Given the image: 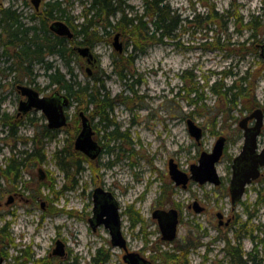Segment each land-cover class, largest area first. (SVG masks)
Masks as SVG:
<instances>
[{"label": "rangeland", "instance_id": "374dc122", "mask_svg": "<svg viewBox=\"0 0 264 264\" xmlns=\"http://www.w3.org/2000/svg\"><path fill=\"white\" fill-rule=\"evenodd\" d=\"M47 1H42L39 15ZM23 2L0 0L2 8H11L22 17L23 27L37 26V20L29 19L35 9L32 5L23 8ZM91 2L63 0L61 7L76 31ZM117 2L128 17L143 12L144 0ZM164 3L180 17L182 25L171 43L152 45L134 59V75L128 82L137 83L131 94L114 73L112 60L118 52L113 38L119 30L110 28L111 36L102 35L106 22L95 21L100 36L92 47L97 58L92 77L87 75L86 66L82 67L85 60L77 55L69 66L81 84L92 85L94 77L99 80L97 86L102 84L103 93L112 100V111L102 121L93 105L70 101L65 108L67 124L54 131L47 129V120L40 111L18 114L23 98L17 86H30L42 97L55 91L65 94L47 76L50 70L58 69L69 78L64 61L49 54L41 62L33 60L18 66L10 56L15 49L5 44L6 36L0 29V109L6 113V144L0 152L3 264H124L121 251L111 246L108 232L102 227L92 232L88 225L93 206L91 194L98 186L111 191L118 200L121 231L130 250L154 264H172L163 256L166 252L173 254L178 264H235L228 243L233 248L241 247L238 254H243V260L252 252V257L264 264V178L249 187L235 206L237 226L249 220L240 230L243 238L233 239L230 231L217 227L215 219L217 212L226 216L231 213L228 180L243 134L238 124L255 109L264 111V59L260 56L264 0ZM211 7L224 15L222 20L205 21ZM253 15L258 25L254 30L247 25ZM119 17L117 14L110 18L113 26ZM128 36L119 37L124 56L132 50ZM79 40L78 36L76 41ZM48 64L49 71L45 69ZM243 77L247 80H241ZM232 86L247 88L248 92L232 100L230 93L226 95V89ZM123 96L130 99L125 103ZM81 111L90 120L93 140L103 148L95 160L74 149L81 130ZM187 119L202 129L199 142L190 136ZM115 129L118 134H111ZM219 136L226 138L223 155L216 164L222 183L214 186L189 181L186 188L176 186L168 174V160L172 159L189 176L190 166L198 165L202 152H211ZM259 140L264 142V121ZM23 152L33 156L20 177H3L8 159H17ZM39 170L43 172L42 179ZM14 196V201L5 206L7 199ZM195 202L204 207L203 212H194ZM171 208L177 209L179 223L176 239L168 243L161 240L151 215L156 209ZM56 240L65 244V257L51 255Z\"/></svg>", "mask_w": 264, "mask_h": 264}, {"label": "trees", "instance_id": "16d2710c", "mask_svg": "<svg viewBox=\"0 0 264 264\" xmlns=\"http://www.w3.org/2000/svg\"><path fill=\"white\" fill-rule=\"evenodd\" d=\"M164 1L144 0L143 12L139 14L137 11L134 16L128 17L125 11L120 8L117 0H92L87 10L83 12L82 23L80 25L78 24V28L80 29L76 31L74 28L75 35L71 40L54 35L50 32L48 26L50 20H65L67 24H70L66 10L61 7L63 0L47 1L39 16L33 14L29 17L31 20H37V26L31 25L23 27L22 17L20 15L16 14L14 10L3 9L0 11V29L2 34L6 36L5 44L15 49V52H10V56L17 60L18 66H22L24 63L29 64L33 60L41 62L43 57L49 54L56 55L62 59L67 67L69 78H66L58 69L50 70V66H46L45 69L47 71L50 70L47 74L50 83L59 85L65 91L64 95L70 101L77 103L85 101V103L93 105L98 115L101 116V120L105 121V117L107 120L108 114L112 111V100L108 94L103 93L102 84L97 86V83H99L97 78H93L92 85L89 83L81 84L74 79L75 77L72 76L73 74L69 66L70 60L77 55L74 48L76 46H88L92 49L95 42L98 41V36H100L96 30L97 25L95 26L94 24L97 19L100 21L103 19L106 22L101 29L102 35L111 36L110 30H108L110 28L118 29L120 36L122 34L125 36L129 35L132 49L131 53L126 56L123 53H118L113 57L112 61L114 64V73L118 76L120 82L125 83V90L130 94L134 93V84L137 81L134 82L133 80L131 83L128 82L134 75V59L144 54L152 45L165 44L169 41L171 43L177 37V32L182 25L180 17ZM227 13L229 15L230 12L228 11ZM117 14L120 17L113 26L110 18L115 17ZM223 17L224 15H220L211 7L205 17V21L222 20ZM247 25L251 26L253 30L257 29L258 25L254 15L251 16ZM78 36L80 40L76 41ZM78 59L80 58L78 57ZM24 69L27 70V68ZM241 80L245 81L247 78L243 77ZM212 90L216 92L214 87H212ZM246 92H248L247 88H237L236 86L226 89V95L230 93L233 97L232 100H236L238 97H241L242 93ZM117 96H120V94ZM129 99V97L123 96V102L126 103ZM44 133L46 134L48 131L44 130ZM111 134H118V130L115 129ZM35 139L33 140L35 141ZM33 149L36 150V147ZM20 155L17 159L13 156L8 159L7 168L3 173L9 174V176L12 175L15 179L20 177V172L33 154L23 152ZM1 231L3 230L1 229ZM233 252V261L235 264H261V261L253 258L251 253L249 254L251 255L250 259L243 260L242 256L238 254L237 249H234ZM163 256L172 264L177 262L173 254L166 252ZM93 260H96L95 257Z\"/></svg>", "mask_w": 264, "mask_h": 264}, {"label": "water", "instance_id": "95a60500", "mask_svg": "<svg viewBox=\"0 0 264 264\" xmlns=\"http://www.w3.org/2000/svg\"><path fill=\"white\" fill-rule=\"evenodd\" d=\"M41 0H32V3L36 8ZM50 29L58 36H64L68 39L73 38V33L70 31L69 27L63 21H53L50 25ZM120 35L117 33L114 36L113 47L118 53L123 52V46L119 41ZM75 51L79 57L86 59V62L92 66L96 62V58L92 49L88 46H77ZM260 56L264 59V43L260 46ZM91 69H87V75L91 76ZM18 92L26 100L20 101L18 107L19 114H26L27 112L34 110L40 111L47 119V127L49 129H60L67 124V118L65 115V108L69 106V98L58 92H55L49 97H42L37 91L27 86H18ZM79 117L81 121V130L77 135L74 142V149L88 156L90 159H95L101 148L96 141L93 140L92 136L94 134L90 121L84 112H79ZM255 119V123L252 127L248 126V121L250 119ZM187 130L191 137L195 141L199 142L202 138V129L198 127L191 119H187ZM263 124V116L260 109H255L250 113L249 116L244 117L238 124L239 128L244 134V143L240 154L234 159L233 166V179L231 181L230 192L232 195V202L235 203L240 196L243 194L244 186L249 183L251 179L257 177V167L258 165L264 166V148L260 154L255 156L256 150V139L258 134L261 132V127ZM225 146V138L220 136L213 146L210 153L202 152L199 157L198 165L190 166V176L182 173L177 169L176 164L170 160L169 161V175L175 184L186 186L189 179L199 183L211 182L216 185L219 184L220 180L216 172V164L219 162ZM252 157L256 160H252L250 164L244 165L246 157ZM96 194L102 193L100 189H97ZM109 200V202L104 203V205L96 212L94 216L95 223L99 224L101 222L105 225H112L110 228L111 242L113 246L120 247L126 250L125 240L119 230V215H118V205L113 200L110 193H103ZM11 202L9 199L8 203ZM196 211H199L195 207ZM106 216L105 220H102L103 216ZM153 218L158 220V225L160 231L163 235L162 239L166 241H172L176 236L178 218L174 210L168 212L155 210L153 212ZM93 227L95 224H92ZM54 253L62 255V244L61 242H56V249ZM123 260L127 264H149L144 258L140 257L137 253H127L123 256ZM3 263V259L0 255V264Z\"/></svg>", "mask_w": 264, "mask_h": 264}, {"label": "flooded vegetation", "instance_id": "af4514ba", "mask_svg": "<svg viewBox=\"0 0 264 264\" xmlns=\"http://www.w3.org/2000/svg\"><path fill=\"white\" fill-rule=\"evenodd\" d=\"M24 2L22 3V6H23V8H30V6L32 5L33 6V8L35 9V11L33 12L35 15H39V9H40V5L43 3L42 1H44V0H41L40 1V3H39V5H38V8H36L35 6H34V4L32 3V0H23ZM3 9H11V8H2L1 7V3H0V11L1 10H3ZM54 21H58V20H54ZM59 21H61V20H59ZM53 22V21H52ZM51 22V23H52ZM51 23H50V25H51ZM68 27H69V29H70V31L73 33V38H74V28H73V25H71V24H67L66 22H64ZM50 25H49V30H50V32H52L54 35H56V36H58L57 34H55L51 29H50ZM59 37H64V36H59ZM66 38V37H65ZM72 38V39H73ZM68 39V38H67ZM69 40H71V39H69ZM77 47V46H76ZM75 47V48H76ZM74 48V49H75ZM76 52V51H75ZM6 54V52L4 51V55ZM76 54H77V52H76ZM50 55H52V54H50ZM78 55V54H77ZM95 56V55H94ZM78 57H79V55H78ZM80 59H82L81 57H79ZM95 58H96V56H95ZM84 59V58H83ZM85 60V62H86V59H84ZM96 62H97V58H96ZM96 62L92 65V66H90L87 62L86 63H83L82 64V67H84L85 68V66H86V72H87V69L88 68H90L91 69V71H92V68H95V67H97V64H96ZM46 66H51L50 64H48V65H46ZM45 66V67H46ZM91 75H92V73H91ZM91 77V76H90ZM3 81H5V75L3 76ZM18 87V86H17ZM28 87V86H27ZM30 87V86H29ZM31 88V87H30ZM33 89V88H32ZM55 92H58V91H55ZM55 92H53V94L55 93ZM59 93V92H58ZM52 94V95H53ZM61 94V93H60ZM22 97V96H21ZM23 99H22V101H24V100H26V98L25 97H22ZM4 101V97L2 98V102ZM20 103V102H19ZM261 110V112H262V116H263V121H264V111L262 110V109H260ZM31 111H34V110H31ZM31 111H29V112H31ZM0 112H2V113H0V152L3 150V149H5V144H6V138H5V134H4V128H5V118H6V113L2 110V109H0ZM29 112H27V113H29ZM26 113V114H27ZM42 113V112H41ZM2 114V115H1ZM19 114V113H18ZM21 115H25V114H21ZM250 115V114H249ZM249 115H247V116H249ZM44 116V115H43ZM247 116H245V117H247ZM45 117V116H44ZM47 120V119H46ZM254 123H255V119L253 118V119H250L249 121H248V126L249 127H252L253 125H254ZM46 127H47V125H46ZM262 127H263V124H262ZM262 127H261V132H262ZM47 129H49L48 127H47ZM49 130H51V131H54V130H59V129H49ZM261 132H260V134H258V136H257V139H256V150H255V156L256 155H258V154H260L261 153V151L263 150V148H264V142L263 143H260V140H259V138H260V136H261ZM202 136H203V134H202ZM220 137V136H219ZM218 137V138H219ZM223 137V136H222ZM92 138H93V136H92ZM225 138V137H224ZM243 143H244V134H242V145H241V149H242V146H243ZM98 144V143H97ZM225 144H226V138H225ZM99 145V144H98ZM100 146V145H99ZM100 148H101V151H100V153H99V155L103 152V148H102V146H100ZM224 148H225V146H224ZM213 149V148H212ZM241 149H240V151H241ZM212 151V150H211ZM224 151V150H223ZM240 151H239V153L233 158V160H232V165H231V176H230V178H229V180H228V196H229V198H230V202H231V213L228 215V216H226V215H224L223 213H221V212H217L216 214H215V219H217V227L218 228H224V229H227L228 231H230V233L232 234V237H233V239H239V238H243L242 236L243 235H241L240 234V230H242L247 224H248V222H249V220H246V221H244L243 222V224H241L239 227L237 226L238 225V220H237V218H236V215L234 214V209H235V206L236 205H238V204H240V202L242 201V198L244 197V195L248 192V190H249V187H251V186H254L256 183H258V182H260L261 180H262V178H264V166H262V165H258V167H257V177L256 178H254V179H251L250 180V182L249 183H246L245 184V186H244V191H243V194L240 196V198L235 202V203H233L232 202V195H231V192H230V186H231V181H232V179H233V172H234V170H233V166H234V159L240 154ZM208 153H210V152H208ZM98 155V156H99ZM223 155V154H222ZM98 156L95 158V159H97L98 158ZM88 157V156H87ZM199 157H200V155H199ZM222 157V156H221ZM89 158V157H88ZM90 159V158H89ZM95 159H90V160H95ZM221 159V158H220ZM170 160H172V159H170ZM170 160H168V164H169V161ZM252 160H256V159H254V158H252V157H246V159H245V161H243V164L244 165H248V164H250L251 163V161ZM173 161V160H172ZM198 161H199V159H198ZM220 161V160H219ZM174 162V161H173ZM176 164V163H175ZM7 165H8V163H7ZM7 165L5 166V169L7 168ZM194 165V164H193ZM168 166V165H167ZM177 166V165H176ZM177 169H178V167H177ZM0 170H1V168H0ZM179 170V169H178ZM3 171H4V169H3ZM217 172V171H216ZM39 173L41 174V179L44 177L43 176V172L41 171V170H39ZM168 174H169V166H168ZM185 174V173H184ZM190 174H191V172H190ZM187 175V174H186ZM2 176L3 177H5V178H7V173H3L2 172ZM170 176V175H169ZM188 176V175H187ZM190 176V175H189ZM188 176V177H189ZM219 177V176H218ZM171 178V177H170ZM219 180H220V182H219V184L218 185H216V184H214V183H211V182H205V183H199V182H196V181H193L192 179H189L188 180V182H187V184H186V186L185 187H183L182 185H178V186H181L182 188H186L187 187V185H188V183H189V181H193V182H195V183H198L199 185H204V184H212V185H214V186H219L221 183H222V180H221V178L219 177ZM174 182V181H173ZM175 183V182H174ZM176 185V184H175ZM177 186V185H176ZM97 189H100V191L102 192V193H100V194H96V190ZM103 193H110L111 194V196H112V198H113V200L116 202V204L118 205V215H119V224H120V227H119V230H120V232H121V234H122V231H121V225H122V223H121V214H120V207H119V204H118V200H116V198H115V196L113 195V193L111 192V191H109L108 189H105L104 187H101V186H98V187H96L93 191H92V194H91V196H92V204H93V206H92V213H91V216L88 218V225H89V227H90V229L92 230V232H96L99 228H103L104 230H106L107 232H108V234H109V238H110V244H111V246L113 247V248H118L120 251H121V258H122V261H123V263L124 264H127L124 260H123V256L125 255V254H127V253H137L140 257H142V258H144L146 261H148L149 262V264H154L153 262H152V260H150V259H148V258H146V257H144V256H142L139 252H133V251H131L130 250V248H129V246H128V242H127V240L124 238V236H123V234H122V237L124 238V240H125V244H126V250H124V249H122V248H120V247H117V246H113L112 245V242H111V236H110V228L112 227V225H108V227H107V225H105V223H103V222H101V223H99V224H97V223H95V221L93 220L94 219V216L96 215V212L98 211V210H100V208L104 205V203H107V202H109L108 200V198L103 194ZM9 199H11V202L10 203H12L13 201H14V199H15V196L12 198V197H9L7 200L9 201ZM8 201H6L5 202V206H7V205H9L10 203H8ZM192 207H193V210H194V212L195 213H201V212H203L204 211V207L203 206H201L200 204H198V203H194L193 205H192ZM195 207L197 208V209H199V211H196L195 210ZM156 210H159V211H164V212H168V211H170V210H174L175 212H176V214H177V218H178V223H179V216H178V211H177V209H175V208H171V209H169V210H164V209H156ZM155 211V210H154ZM153 211V212H154ZM153 212H152V215H151V217H152V219L153 220H156V223H157V225H158V220L156 219V218H153ZM106 219V216L104 215L103 217H102V220H105ZM92 224H95V226L93 227V225ZM177 227H178V224H177ZM158 228H159V225H158ZM239 228V229H238ZM159 231H160V228H159ZM160 234H161V240L163 241V242H168V243H171V242H173L175 239H176V236H177V230H176V236H175V238L172 240V241H166V240H163L162 239V237H163V235H162V233H161V231H160ZM57 241H59V242H61V244H62V255H59V254H57V253H54V251H55V249H56V242ZM191 244H189L188 246H190ZM230 247L232 250V252H231V254H229V255H231V257H232V261H233V256H234V252H233V250L234 249H237V250H239V249H241V247H234L233 248V246L231 247L230 245H229V243L227 244V247ZM66 246H65V244L61 241V240H56L55 241V247H54V249L52 250V253H51V255L52 256H56V257H60V258H62V257H65L67 254H68V252L66 251V248H65ZM187 248V247H186ZM182 250V249H181ZM241 253V252H240ZM252 254V252H249V253H247L246 255H245V259L244 260H246V259H250L251 258V255H249V254ZM0 255H1V257H2V254H1V251H0ZM242 255V257H243V254H240V256ZM254 258V257H253ZM2 259H3V257H2ZM243 259V258H242ZM3 264V263H2ZM250 264V263H249Z\"/></svg>", "mask_w": 264, "mask_h": 264}]
</instances>
